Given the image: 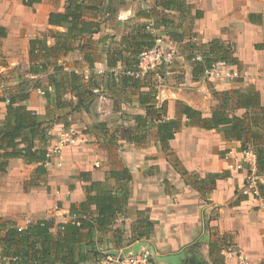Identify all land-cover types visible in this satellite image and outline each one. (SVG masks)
<instances>
[{
	"label": "crops",
	"instance_id": "1",
	"mask_svg": "<svg viewBox=\"0 0 264 264\" xmlns=\"http://www.w3.org/2000/svg\"><path fill=\"white\" fill-rule=\"evenodd\" d=\"M66 1L0 0V85L6 75H12L14 86L10 95L29 93V98L18 103L40 115H45L48 105L54 104V99L48 102L44 94L45 89L52 90L48 77L53 70L50 68L46 72L31 73L30 41L47 36L48 44H54L50 31L64 28L50 24L49 16L52 12H63ZM111 1L114 0H91V4L96 7L90 10L87 18L94 20L99 30L92 36H84L73 51L59 60L64 70L76 71L86 78L95 73L102 79L108 71L109 50L121 44L125 36L137 32L138 25L155 24L164 15L174 19L176 25L181 22V31L194 34L199 44L220 39L231 45L238 63L229 68L237 70L239 77L214 79L213 85L218 90L254 87L264 92V49L256 47V44L264 43V0H186L189 7L185 8L183 15L178 9H164L157 0H151L147 7H143L145 1L118 0L116 12L103 11L102 6H109ZM250 14H260L261 18L256 16L250 20ZM131 24L137 25L130 27ZM118 28L121 30H116ZM168 32L164 26L155 30L160 38L162 35L168 37L174 46L184 49L183 58L189 64L192 77L194 64L188 58L190 39L185 36L176 41ZM23 64L27 65L26 74L31 79L20 81L17 80L15 69ZM124 67L119 62L115 73H120ZM203 79L193 76L191 83L196 88L193 92H187L185 83L180 81L176 84L177 90H171L173 95L157 97L158 103H168V118L181 119L180 129L169 142L170 151L179 159L178 165L172 161L169 152L163 149L155 126L150 128L147 140L142 143L132 142L124 136L118 141H109L101 132L92 129L87 131L86 124L110 120L108 114L114 112V105L108 110L99 108L91 116L89 110H80L70 116L69 127L58 123L51 128V138L47 144L50 161L46 164L47 174L40 175L42 179L32 183L31 177L36 174L37 164H30L24 158H11L7 170L0 171V222L26 228L40 219H54L55 226L51 231L56 234L59 224L71 219V206L86 200V185L91 181H107L114 186L115 180L108 179L109 172L128 168L132 175L129 204L126 212L116 218L113 231L121 229L122 237L131 240L140 211L154 222L153 230L149 237L119 249L114 246L113 241L118 237L116 234L114 237L113 231L99 233L96 235L99 250L109 253L111 250L122 251L137 243H145L141 250L151 247L161 257L183 254L179 264H214L210 243L218 240L220 245H233L242 250L250 260L248 264H264V201L261 197L242 194L248 174L243 165L241 143L226 139L216 130L188 124V119L177 111V103L183 102L200 110L205 117L211 115L212 108L204 109L202 100L204 97L214 106L216 100L213 95L195 94L205 87ZM34 84H40V88H35ZM96 92L100 93L99 97L114 102L119 100L117 95L120 92H131L119 107L125 103L128 106L136 105L138 109L135 114H145L139 103L138 92L134 89L119 91L117 95L110 94L104 88ZM114 96H117L116 99ZM7 105V100L0 101V122L5 118ZM116 113L121 112L117 109ZM111 125L108 124V127L112 128ZM68 129L81 132L77 135V143L64 147L60 156L51 155L60 133ZM117 142L124 143L120 163L110 156L111 148ZM224 171H227V176L216 179L212 187L208 180L204 183L205 188L196 187L200 186L199 181L208 179V175ZM250 171L257 175L256 161ZM81 173H85L88 180L82 178ZM92 209L95 210V206ZM189 259H193V263ZM229 259L224 257L225 264H239L236 258ZM155 261L156 264H171ZM0 264H12L9 258L2 257L1 248Z\"/></svg>",
	"mask_w": 264,
	"mask_h": 264
},
{
	"label": "trees",
	"instance_id": "2",
	"mask_svg": "<svg viewBox=\"0 0 264 264\" xmlns=\"http://www.w3.org/2000/svg\"><path fill=\"white\" fill-rule=\"evenodd\" d=\"M93 1V0H92ZM63 12H52L49 23L63 27L64 30H51L50 37L54 44L49 45L47 36L35 38L30 41L29 56L31 73L38 74L52 68L49 75V88L44 90L48 102L54 99L52 106L48 105L45 115H40L27 106L19 104V100L29 98V93L2 98L9 100L5 118L0 122V171L7 170L11 158H24L28 163L37 164L36 174H47L46 164L50 161L47 144L51 138L50 130L58 123L70 126V116L80 110H89L91 100L99 96L96 90H108L110 94L117 95L119 91L134 89L138 93L139 103L145 114L133 115L135 125L124 130V137L132 142H145L150 134V128L156 127L159 141L164 150H167L172 161L178 165L179 159L170 151L169 142L174 139L181 127V119L168 118V103H158L157 88L148 79L151 72L144 76L138 75L139 55L146 48L153 47L159 36L155 30L164 26L170 37L176 41L185 36L190 39L189 60H192L193 76L202 77L206 70L214 63L223 60L233 65L238 63L231 45L220 39H213L207 44L193 41L194 34L181 31V22L176 25L174 19L166 16L159 17L155 24H143L137 32L125 36L121 44L116 45L108 52V71L103 78L92 73L87 78L76 71H66L59 60L73 51L79 41L86 35L92 36L98 32L97 23L88 19V13L94 9L91 0H67ZM158 4L166 10L178 9L181 14L188 9L186 0H157ZM95 6V7H94ZM261 18L260 14H250ZM3 36H5L3 34ZM264 49V43L256 44ZM199 57V58H198ZM86 59L93 63L92 59ZM122 62L125 67L120 73H115L117 64ZM40 88V84H34ZM142 88H146L142 90ZM215 104L210 116L183 102L177 103L178 114L188 119V124L197 125L207 130H216L226 139L237 140L241 143L240 150H251L256 156L257 175H264V92L248 87L242 90L234 87L230 90H217L212 88ZM117 96H114L116 99ZM118 103L117 101H115ZM240 110L243 112L240 113ZM39 141V145H37ZM227 171L212 173L208 179H202L199 189L205 188L208 180L209 186L215 184L216 179L227 176ZM82 178L85 173H81ZM108 179L115 180L114 186L106 182H94L85 186L86 200L79 205L71 206V218L76 216V224L70 219L60 223L56 234L52 233L55 226L54 219H40L29 224L26 228L0 222V248L2 257L9 258L12 264H99L106 255L97 247V234L113 231V225L120 214L127 210L130 198V182L132 175L128 168L112 169ZM258 188L264 199V185L259 183ZM95 206V210L92 207ZM95 211V212H94ZM95 213L93 217H89ZM154 222L142 211L134 223L133 236L127 241L116 234L113 241L115 248H125L134 241L149 237ZM224 244L218 240L210 243V255L214 264H225L224 257L220 255ZM16 258V259H14ZM193 263V259H189ZM153 264H156L153 259Z\"/></svg>",
	"mask_w": 264,
	"mask_h": 264
},
{
	"label": "rangeland",
	"instance_id": "3",
	"mask_svg": "<svg viewBox=\"0 0 264 264\" xmlns=\"http://www.w3.org/2000/svg\"><path fill=\"white\" fill-rule=\"evenodd\" d=\"M135 1L140 2V3H141V1H145L146 4H143V7H147L149 5V3L151 2V0H135ZM140 7H142V6H140ZM118 8H119V1L118 0L111 1L109 6L108 5L102 6L103 11L109 10L110 12H116V10ZM114 14H116V13H113V15ZM115 17H116V15H115ZM115 17H113V20L115 19ZM133 25L136 26L137 24H131L130 27H132ZM138 27H139V25H138ZM116 30L120 31L121 28H118ZM161 39H162V45H163L164 49L166 51L170 50L174 53L173 63L170 65H166L165 67H162L159 70L152 71L151 74L149 75L148 79H150L151 83L157 88L158 95H173L171 93V90L172 89L177 90L175 87H177L176 84H179L180 81H183V83H185V86H184L185 88L183 86H180L181 88L186 89V91L189 93L193 92L196 88H195V85L193 83H191V79H193V76L191 77V73L189 71V66H188L189 64L187 61H184L186 59L183 58V55L185 52L184 49H181V47L178 48V46H174L168 37H164L162 35ZM26 66H27L26 64H23V65H20V67H18V69L17 68L15 69L17 72V80L24 81V80L31 79L26 74V72H27ZM97 67H100V65H98ZM172 72H174V73H172ZM201 78H204L203 82H205L204 83L205 87L202 88L201 90H198L195 94L196 95H212L211 89L212 88L217 89L216 86H214L215 82L212 79H210L206 73ZM1 85H0V87H1L0 89H1L2 93L0 95V98H3V97L6 98L10 95L12 87L14 86V83L12 82V75H10L9 77L6 75L4 78V82H1ZM180 87H178V89H180ZM102 93L103 92H101V94ZM112 94H114V93H112ZM130 95H131V92H120L119 95H117L119 97V100L117 101L118 103L111 101L110 99L101 98L99 96H97L94 100H91L90 105H89L90 116H91L92 112L98 111L99 108H103V109L108 110L113 105H114V108H113L114 112L108 114L109 115L108 117L110 118V120H108L107 122L95 121V122H93V124H86V128H87L86 130L87 131L90 129L96 130L97 132H101V134L103 136H105L106 140L118 141L120 139V137H123L124 130L126 128L134 125L133 115H135V113L137 112V109H138L137 106L136 105H134V106L129 105L128 106L125 103V105H122V107H119V104L124 100V98L128 97ZM126 106H127V108H126ZM202 106L204 107V109H207V110L213 108V106H211V103L209 102V100H206L204 97L202 100ZM117 109H119V111L121 113H116ZM74 120H75V118H73V121ZM108 124H112L111 125L112 128L108 127ZM117 125H118V127H116ZM84 129L82 128V130H84ZM75 133H76V135H80L81 132L75 131ZM153 137H154V135H153ZM153 139H151V140H153ZM123 145H124V143L120 144L119 142H117L116 144H114V147L111 148V155L110 156L112 157V159H114V161H117L119 163L121 161L120 159H121V153H122ZM63 148L64 147H62V149ZM62 149H60V151ZM61 154H62L61 152L57 153L58 156H60ZM54 164H57V163L54 162ZM243 165H244V167L247 168V174L248 175L245 178L247 187L251 184H253L257 187H258L259 183L264 184V175H261L259 177V176L255 175L253 172H251L250 167L252 165L246 161H243ZM31 178H32V183H36V181L42 179V177H40V175H37V174H33ZM242 194H243V192H242ZM262 200L264 201L263 198H262ZM107 245H108L107 247H109V244H107ZM237 249H238V247H237ZM106 253H108V251H106L105 254ZM246 257H247V263H244V264H248V261L250 262L247 255H246ZM229 260H231V258ZM239 264H240V262H239Z\"/></svg>",
	"mask_w": 264,
	"mask_h": 264
},
{
	"label": "built area",
	"instance_id": "4",
	"mask_svg": "<svg viewBox=\"0 0 264 264\" xmlns=\"http://www.w3.org/2000/svg\"><path fill=\"white\" fill-rule=\"evenodd\" d=\"M194 42H197V38H193ZM172 51H166L162 45V39L159 37L156 39V44L153 47L146 48L139 55V65H138V75L144 76L149 72L159 70L166 65L173 63ZM199 58V57H198ZM230 64L226 61L220 60L214 63L209 69L206 70V74L212 80L214 79H232L239 77L237 70L229 68ZM38 91L41 92L39 89ZM7 102L9 100L7 99ZM77 135L74 130L68 129L64 130L59 135L58 144L50 153L51 155L60 152V149L65 146H73L77 143ZM49 155V154H48ZM50 156V155H49ZM244 161L251 165H254L256 161V156L251 150L244 151ZM243 193L246 195H251L253 197H260L259 188L253 184L246 186L243 189ZM262 198V197H261ZM76 216L71 218L72 222L80 224L77 222ZM22 229V228H19ZM221 255L227 258H236L241 264L247 263V257L245 253L235 248L233 245H226L221 249ZM16 259V258H14ZM154 257L152 256L149 249H142L137 253L120 254V255H110L106 254L100 261L99 264H153Z\"/></svg>",
	"mask_w": 264,
	"mask_h": 264
},
{
	"label": "water",
	"instance_id": "5",
	"mask_svg": "<svg viewBox=\"0 0 264 264\" xmlns=\"http://www.w3.org/2000/svg\"><path fill=\"white\" fill-rule=\"evenodd\" d=\"M143 245H145V243H137V244L133 245L132 247L124 249L122 251H120V250L109 251L108 254H110V255H120V254L128 255L130 253H137L141 250V246H143ZM148 248H149V250H150V252H151V254L155 260L164 261L166 263L179 264L181 261V257L183 256V254H177V255L161 257L156 253V251L153 248H151V247H148Z\"/></svg>",
	"mask_w": 264,
	"mask_h": 264
}]
</instances>
